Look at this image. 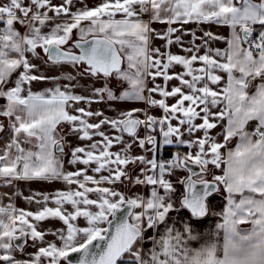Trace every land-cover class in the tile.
Segmentation results:
<instances>
[{"label": "crops", "instance_id": "0c3cea01", "mask_svg": "<svg viewBox=\"0 0 264 264\" xmlns=\"http://www.w3.org/2000/svg\"><path fill=\"white\" fill-rule=\"evenodd\" d=\"M226 2L229 17L188 0L159 16L149 0H0V120L18 139L14 165L0 149V187L26 234L17 258L57 262L131 200L142 234L130 264H264V0ZM243 28L262 30L261 53ZM94 34L117 44L120 69L47 58L52 42ZM176 152L218 184L204 215L181 201Z\"/></svg>", "mask_w": 264, "mask_h": 264}, {"label": "water", "instance_id": "95a60500", "mask_svg": "<svg viewBox=\"0 0 264 264\" xmlns=\"http://www.w3.org/2000/svg\"><path fill=\"white\" fill-rule=\"evenodd\" d=\"M241 33L246 40L251 29L243 28ZM72 44L75 48H66L52 42L47 48V58L51 61L83 62L85 69L92 73L110 74L120 69L122 65L123 56L117 44L105 35L94 34L86 38H77ZM139 126L140 120L137 118H128L122 124L123 130L130 134H134ZM2 128L3 125L0 123V130ZM179 163L188 170L185 194L181 201L194 215H204L208 209L206 198L218 188V184L210 179L193 178L204 171L199 162L181 156ZM133 207L134 203L131 200L116 205L105 231L66 252L65 260L70 264H117L118 259L142 234L141 227L130 219ZM12 240L16 247L21 248L26 242V234L15 235ZM44 264L58 263L47 261Z\"/></svg>", "mask_w": 264, "mask_h": 264}, {"label": "rangeland", "instance_id": "374dc122", "mask_svg": "<svg viewBox=\"0 0 264 264\" xmlns=\"http://www.w3.org/2000/svg\"><path fill=\"white\" fill-rule=\"evenodd\" d=\"M150 5H152L154 8H156L154 11H152L153 16L160 15L161 11H165L166 13H178L180 9H178L180 5V0H149ZM188 5H192L195 7H198L201 12L207 13L209 10H212L213 13L217 16H223V10L227 6L226 0H188ZM149 6V4H146ZM220 5H223L225 7H218ZM185 9V8H183ZM241 9H243V5L241 6ZM210 11V12H212ZM233 15L232 10H227V13L224 15L225 17H229ZM2 27L0 26V33L2 32ZM262 32V30H259ZM73 44H69V47H72ZM262 50H263V42H262ZM262 52V51H261ZM260 52V53H261ZM259 54V53H258ZM0 123L3 125V128L0 130V143L1 151L3 152L5 158L7 161L17 163L15 153L11 150L13 148V141L14 138L16 141L18 139L16 138L17 134L15 133L14 136L11 133L10 130H3L4 129V123L2 120H0ZM13 127V124H12ZM3 130V131H2ZM13 140V141H12ZM12 141V142H11ZM176 161L179 162V154L176 152L175 154ZM11 163V164H12ZM14 163L12 165H14ZM12 201H13V189L8 187H0V258L3 256L2 254L6 255V258H3L0 260V264H43L44 262H47L48 260H39V261H26L21 258H17V256L14 255L13 251L16 249V246L14 245L12 241V237L18 234V230H16L13 227V223L9 220L11 216H9V212L12 207ZM8 210V211H6ZM21 234V233H20ZM131 252V251H130ZM128 251L123 254L121 257L125 261V255H128ZM63 254V253H62ZM48 255H45L44 257H47ZM4 257V256H3ZM54 259H58V264H69L64 256L59 257L54 255L52 256Z\"/></svg>", "mask_w": 264, "mask_h": 264}, {"label": "built area", "instance_id": "2783aa9c", "mask_svg": "<svg viewBox=\"0 0 264 264\" xmlns=\"http://www.w3.org/2000/svg\"><path fill=\"white\" fill-rule=\"evenodd\" d=\"M262 42H263V35L262 32L259 30H252L246 40V47L249 52L253 54H258L262 51ZM166 162H173L175 161L173 157H169L165 160Z\"/></svg>", "mask_w": 264, "mask_h": 264}, {"label": "trees", "instance_id": "16d2710c", "mask_svg": "<svg viewBox=\"0 0 264 264\" xmlns=\"http://www.w3.org/2000/svg\"><path fill=\"white\" fill-rule=\"evenodd\" d=\"M177 149L175 147H163L161 149L162 156L166 157L174 153V150ZM117 264H130L127 261H124L121 257L118 259Z\"/></svg>", "mask_w": 264, "mask_h": 264}, {"label": "flooded vegetation", "instance_id": "af4514ba", "mask_svg": "<svg viewBox=\"0 0 264 264\" xmlns=\"http://www.w3.org/2000/svg\"><path fill=\"white\" fill-rule=\"evenodd\" d=\"M250 29H251V31H252V30H255V29H253V28H250ZM70 48H75V47H74V46H72V47H70ZM44 263H45V262H44Z\"/></svg>", "mask_w": 264, "mask_h": 264}]
</instances>
